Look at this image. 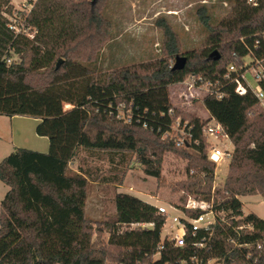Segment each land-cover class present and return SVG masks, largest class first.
Here are the masks:
<instances>
[{
  "label": "trees",
  "instance_id": "16d2710c",
  "mask_svg": "<svg viewBox=\"0 0 264 264\" xmlns=\"http://www.w3.org/2000/svg\"><path fill=\"white\" fill-rule=\"evenodd\" d=\"M107 2L37 0L17 33L4 15L12 13L11 0H0V116L38 119L36 134L49 140L47 153L16 148L0 161V181L8 187L0 208V264H106L111 254L93 242L85 213L91 172L72 169L83 151L129 154V162L137 157L144 172L158 180L166 154L185 159L189 172L202 177L181 187L213 200L231 219L230 225L214 226L212 235L200 231L193 237L189 228L184 247L165 242L156 258L165 217L155 205L119 193L109 239L120 249L112 257L118 264H245L249 252L252 262L264 264V220L253 213L244 216L239 199L264 195V111L252 91L239 95L236 85L224 79L230 64L240 69L246 58L264 60V0L256 5L234 0L229 15L216 25L201 7L198 17L209 36L205 48L186 53L167 20L159 18L164 57L103 71L96 66L114 36ZM178 56L187 59L182 70L171 64ZM192 77L222 81L224 97L202 98L210 119L191 116L193 143L177 147L163 137L175 121L170 87ZM123 103L130 121L117 116ZM67 105L72 108L66 110ZM210 120L227 128L234 146L230 172L214 198L215 163L202 133ZM121 175L123 181L127 171ZM221 194L224 199L218 201L215 196ZM187 214L195 218L201 211ZM248 225L253 232L237 230ZM258 242L260 250L238 246Z\"/></svg>",
  "mask_w": 264,
  "mask_h": 264
},
{
  "label": "rangeland",
  "instance_id": "374dc122",
  "mask_svg": "<svg viewBox=\"0 0 264 264\" xmlns=\"http://www.w3.org/2000/svg\"><path fill=\"white\" fill-rule=\"evenodd\" d=\"M11 2L14 11L23 3L22 0H11ZM233 6L234 0H108L106 15L114 25V36L102 51L96 67L103 71H109L122 66L156 61L164 57V33L156 26V21L159 18H165L176 32L182 53L203 49L209 33L200 22L198 10L201 7L207 8L212 24L216 25L229 15ZM15 60L18 61V58L16 57ZM249 61L247 59L246 63ZM171 64L174 65L175 61H171ZM252 77V75H248V78L254 82ZM191 82L192 80L189 78L183 83L170 87L175 122L179 120L190 122L191 116L198 117L203 122L210 119L209 112L201 103L205 96L204 88H190ZM191 93L192 96H190ZM65 108L67 109V106ZM260 109L264 111V105H260ZM1 128L3 138L0 142V161L15 150L11 135L5 131L7 127L3 125ZM18 131L16 142L29 146L27 148L36 147L26 143L31 134L36 137V127L32 122H29L27 126L26 124L22 125V128L20 126ZM203 137L207 142V152L210 149L209 139L211 143L218 144L221 149H229L232 154L234 150L232 142L224 140V144H222L213 137ZM190 152L196 154L192 148ZM130 156L127 154L123 158L114 153L83 151L81 158L72 164V169L80 168L91 172L85 213L93 227V242L99 247H104L111 254L108 256L106 264H118L112 257L116 256L120 249L109 245L110 226L115 221L117 214L115 204L117 194H130L155 206L172 205L180 208L186 204L189 196L203 198L195 191L186 190L180 185L192 177H202L201 174L193 170L189 172L187 160L170 153L166 154L162 176L158 180L144 172L137 157L129 162ZM231 160L232 155L229 158H224L220 165H215L212 198H214L215 190L223 188L230 172ZM123 171H127V175L122 181L121 172ZM7 191L8 187L0 181V208ZM215 197L218 201L224 199L222 194ZM239 199L243 203L244 216L253 213L264 220V195L241 196ZM227 220L231 223L230 218ZM138 227V225L131 226L132 229ZM121 229H125V227H121ZM167 229H169V225L166 224L162 231V237Z\"/></svg>",
  "mask_w": 264,
  "mask_h": 264
},
{
  "label": "built area",
  "instance_id": "2783aa9c",
  "mask_svg": "<svg viewBox=\"0 0 264 264\" xmlns=\"http://www.w3.org/2000/svg\"><path fill=\"white\" fill-rule=\"evenodd\" d=\"M22 1V5L19 6L16 11L13 10L11 14H4L9 20L10 28L17 33L22 31L27 16L31 13L35 3L37 2V0ZM247 2L251 5H256V0H247ZM247 59L250 60L248 63H246ZM248 75L253 76L252 78L254 82L248 78ZM224 79L236 85V92L239 95H245L250 90L255 94L260 104L264 105V60H253L251 58H246L244 66L240 69L235 64H230L227 68ZM191 80L192 82L190 83V88L198 89L203 87L205 90V95L214 94L218 99H222L224 97V93L221 92V89L223 88L222 81H209L205 83L202 78L196 79L194 77H192ZM192 95L193 94L191 93L190 96ZM125 106L126 105L124 103L121 105L117 116L118 118L124 117L130 121L128 113L123 111ZM171 114H174V112L171 111ZM144 126L147 127V124ZM192 131L193 126L189 121H174L173 125L171 126V130L166 132L163 137L170 138L175 141L177 147L189 146L193 143ZM202 133L205 137L207 136L208 138H215L218 143L224 144V140H227L229 143H231L227 128L217 124L214 120H210L208 123L203 125ZM208 142L210 143L208 157L215 163L216 166L220 165L224 158L231 157L232 154L230 153L229 149H221L218 144L211 143L209 139ZM195 143L196 145L199 144L198 141H195ZM156 207L158 209V214L165 217V225H169V229H167L165 235L162 237V242L157 247V254L155 256L156 258L159 257L162 250L164 249L165 242H169L175 247H184L186 245V238L189 228L192 236L196 237L197 233L200 231H204L209 235H212L213 228L217 224L230 225V221L227 220L229 213H227V211L223 208L218 209L213 200L209 202L198 197L189 196L186 204L181 208L172 205L167 207ZM187 211H201V214L198 217L191 218L188 216ZM232 219L236 220L237 218L233 217ZM245 229L249 232L254 231L251 225L238 227L237 230L243 231ZM229 242H233L232 239H229ZM195 246L204 247L202 243H197ZM238 246L240 248L244 247L248 251H250L253 247H256L258 250L262 249V244L260 242L252 244H239ZM252 258V253L249 252L246 254L248 263L245 264H255L251 261Z\"/></svg>",
  "mask_w": 264,
  "mask_h": 264
},
{
  "label": "crops",
  "instance_id": "0c3cea01",
  "mask_svg": "<svg viewBox=\"0 0 264 264\" xmlns=\"http://www.w3.org/2000/svg\"><path fill=\"white\" fill-rule=\"evenodd\" d=\"M71 108H72L71 105H67V109L66 108L65 109L70 110ZM29 122H32V124H34L35 127H37L40 121L35 118L24 117V116H14L12 118L6 117V116H0V142H1V139L3 138L1 127L5 125L7 127L5 128V131H7V133L11 135L13 147L15 149L24 148V149L34 150V151H38L42 153H47L49 151V140L46 137H40L37 134L35 135L36 137H34L31 134L30 138L26 140V143L36 146L32 148H27L29 146H24L16 142L15 139L18 136V132L20 131V130L18 131V129L20 128V126L22 128V125L26 124L27 126Z\"/></svg>",
  "mask_w": 264,
  "mask_h": 264
},
{
  "label": "water",
  "instance_id": "95a60500",
  "mask_svg": "<svg viewBox=\"0 0 264 264\" xmlns=\"http://www.w3.org/2000/svg\"><path fill=\"white\" fill-rule=\"evenodd\" d=\"M217 59H219V56L217 57ZM63 62V60H60L58 65H57V68H59L60 64ZM186 63H187V59L186 57L184 56H178L175 60V64L173 66V69L174 70H182L185 68L186 66Z\"/></svg>",
  "mask_w": 264,
  "mask_h": 264
}]
</instances>
